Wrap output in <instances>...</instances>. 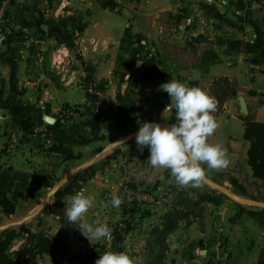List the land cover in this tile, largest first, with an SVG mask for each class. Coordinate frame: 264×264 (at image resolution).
<instances>
[{
    "label": "crops",
    "instance_id": "obj_1",
    "mask_svg": "<svg viewBox=\"0 0 264 264\" xmlns=\"http://www.w3.org/2000/svg\"><path fill=\"white\" fill-rule=\"evenodd\" d=\"M113 1L114 10L103 8L100 0H71L66 8L61 0H15V30L42 43L27 49L16 36L0 44V111L21 140L16 153L0 156V216L36 210L72 168L91 165L53 195L11 252L23 264H91L104 239L94 244L68 223L65 198L81 190L92 194L95 206L88 218L109 225L117 209L111 206L112 195L121 196L133 184L153 188L160 199L143 211L144 230L126 237L137 264H206L219 253L214 238L218 228L231 252L228 264H259L263 208L240 204L204 181L199 187L178 185L170 170L151 166L148 150L141 153L135 138L104 151L137 132L142 122H176L175 109H166L170 97L155 92L130 64L145 47H156L174 65L173 77L216 101L218 128L209 142L222 145L228 163L223 169L202 165L207 179L239 198L264 201V181L249 164L251 142L236 112L244 97L249 114L264 122V10L259 0ZM127 28L132 33L130 51L121 49ZM172 32L177 41L170 38ZM79 34L96 39L99 50L78 58L79 82L69 87L50 65L56 48L73 45ZM33 47L38 55L31 54ZM181 47L183 60L174 56ZM207 49L221 61L204 69L198 63ZM61 105L77 108L79 116L60 123Z\"/></svg>",
    "mask_w": 264,
    "mask_h": 264
},
{
    "label": "clouds",
    "instance_id": "obj_2",
    "mask_svg": "<svg viewBox=\"0 0 264 264\" xmlns=\"http://www.w3.org/2000/svg\"><path fill=\"white\" fill-rule=\"evenodd\" d=\"M160 90L170 97L166 109H175V123L162 126L154 121L140 123L135 136L138 150H148L147 159L153 168L170 170L180 186L199 187L208 169H223L227 166L226 153L221 144L209 142L218 128L214 117L216 101L199 87H191L175 78L162 83ZM111 206L119 207L122 198L113 194ZM65 216L81 234L92 243L111 235L107 224L88 218L95 206V197L81 190L65 198ZM95 264H137L128 251H107Z\"/></svg>",
    "mask_w": 264,
    "mask_h": 264
},
{
    "label": "built area",
    "instance_id": "obj_3",
    "mask_svg": "<svg viewBox=\"0 0 264 264\" xmlns=\"http://www.w3.org/2000/svg\"><path fill=\"white\" fill-rule=\"evenodd\" d=\"M13 1H0V44L13 36L15 27L11 20V12L13 9ZM71 4V0H61V6L66 8ZM260 7L264 10V0H259ZM264 20V18H263ZM22 45L24 48H30L33 44H40V38H32L27 34L23 35ZM99 50V42L94 39H87L80 34L76 37L73 45L61 44L53 53L51 60V71L58 76L61 83L66 86H75L79 82L76 61L80 57H86ZM154 50V49H153ZM154 56L153 53L147 56L146 61ZM43 59V56H40ZM145 61V62H146ZM144 64V63H143ZM146 69L147 67L141 66ZM79 116V111L75 107L59 106L57 109V118L60 123L66 124ZM21 146V140L16 132L12 129L7 119V115L0 111V156H10L17 152ZM122 203L117 207L114 221L109 224L111 235L104 239L103 242L94 250L90 263L95 261L107 251H128L132 254L133 247L126 241L127 235L137 234L144 230L141 214L147 210L149 205H158L160 199L155 195L153 188H142L137 186L131 188L125 186L121 193ZM131 227L128 233L124 232ZM118 234L124 236L123 241L119 242ZM215 246L218 255L211 257L206 264H228L231 252L227 247L226 237L221 228H218L215 234Z\"/></svg>",
    "mask_w": 264,
    "mask_h": 264
},
{
    "label": "trees",
    "instance_id": "obj_4",
    "mask_svg": "<svg viewBox=\"0 0 264 264\" xmlns=\"http://www.w3.org/2000/svg\"><path fill=\"white\" fill-rule=\"evenodd\" d=\"M1 1V0H0ZM103 8H109L114 10L117 6L116 2L113 0H100ZM15 1H13L14 5ZM16 36H21V40L23 41V34L21 32H15L13 36H11L5 43L10 41ZM132 33L129 28L125 30L121 49L124 51H130L132 49L131 46ZM32 55H38L39 52L35 51V47L31 50ZM203 58L198 65H201L202 68L206 69L211 64L219 63L221 61L220 57L215 53L213 49H207L203 52ZM158 58L155 54L150 60L144 62L143 66L147 67L148 73L152 76L158 71L157 64ZM157 61V62H156ZM221 82H226V79L219 80ZM221 98L223 96H220ZM70 107V106H66ZM245 122V138L251 142V146L249 149V164L253 169V173L255 177H258L264 181V122L255 120L251 115L241 116ZM173 122H171L172 124ZM99 152L103 151V148H99ZM131 188H136V185L128 184ZM146 213L142 212L141 218L144 217ZM131 227L124 230V232L128 233ZM19 234L12 227L6 228L0 231V264H23V262L16 257V254L11 252L14 242L18 239ZM118 241L122 242L124 236L122 234H118ZM259 264H264V251L261 253Z\"/></svg>",
    "mask_w": 264,
    "mask_h": 264
},
{
    "label": "rangeland",
    "instance_id": "obj_5",
    "mask_svg": "<svg viewBox=\"0 0 264 264\" xmlns=\"http://www.w3.org/2000/svg\"><path fill=\"white\" fill-rule=\"evenodd\" d=\"M184 31H185V29H184ZM184 31H180V33L182 34ZM170 33V32H169ZM173 34H171L170 35V38H174V40H178L177 38H175V34H174V32H172ZM179 35L180 34H178L177 36L179 37ZM180 40H182L181 38H180ZM177 44H179V41H178V43ZM156 48V47H155ZM154 47H145L144 49H143V54L141 55V57L140 58H137V59H131V65H132V67H135L136 69H138L139 71H138V74H139V78H141V79H143V80H145V81H148V82H151L150 83V86L151 87H153V89L154 90H156L155 92H158L159 94H161V96H165V97H169V95L165 92V91H163V90H160V85L162 84V83H165V82H167V81H169L168 79V77H171L174 73L173 72H171V70H173L175 67H174V65H172V62H170L169 61V57H166L165 55H163L162 56V53H161V50L160 49H155ZM154 49V50H153ZM170 49H172V46L170 45L166 50H164V52L166 53H168L169 51H171ZM183 49V47H181V49L178 51V50H173L174 52H175V57L177 58H179V60H180V58H181V60H183V53L181 52V50ZM150 52L151 53H153L154 54V56H155V54H156V56H157V58H158V64H157V69H158V71H156V73L152 76L151 74H149L147 71H146V69H144V68H142L141 66H143V63L146 61V59H147V56L150 54ZM156 61V62H157ZM122 63H121V66H123L124 65V62L123 61H121ZM120 63V62H119ZM180 64L181 63H177L176 65H179L180 66ZM120 69H121V67H120ZM181 69V68H180ZM177 70V69H176ZM173 77V76H172ZM173 78H175L176 79V77L174 76ZM172 78V79H173ZM153 83V84H152ZM156 83H158L159 85V88H157V87H155V85L154 84H156ZM148 84V83H147ZM156 88V89H155ZM159 90V91H158ZM236 112L237 113H239L240 114V116H248V115H250L249 113L247 114V115H245V114H243V115H241L242 114V112H241V106H240V103H237V106H236ZM127 135H125V136H123V137H126ZM118 146H116V148H117ZM114 148V147H113ZM112 148V149H113ZM69 168V167H68ZM67 168V169H68ZM65 170H66V168H65ZM55 196V195H54ZM54 196L52 197V200H53V198H54ZM46 209V207L43 209V210H45ZM42 210V211H43ZM29 210H28V208H26V209H18L17 211H14V213L11 215V214H9V213H7V214H3V216H0V226H2V225H5V224H7V223H10V222H16V221H19V220H22L23 218H25L26 216H28L29 214H31L32 212H28ZM41 211V212H42ZM40 214V213H39ZM39 214H37L36 215V217H34V218H37V216H39ZM34 218H32V219H30V220H28V221H26V222H24L22 225H20V226H16V227H12L13 229H15L16 230V232L19 234V237H18V239L16 240V241H18V240H20V239H23V238H26V234L30 231V228H31V226L33 225V222L34 221H32ZM15 241V242H16ZM15 242H14V244H15ZM13 244V245H14Z\"/></svg>",
    "mask_w": 264,
    "mask_h": 264
},
{
    "label": "water",
    "instance_id": "obj_6",
    "mask_svg": "<svg viewBox=\"0 0 264 264\" xmlns=\"http://www.w3.org/2000/svg\"><path fill=\"white\" fill-rule=\"evenodd\" d=\"M239 101H240L242 114L247 115L249 113V109H248L247 102H246L245 98L240 97ZM137 132L130 134L124 138L116 140L110 146H107L106 148H104V151L109 150L111 147L120 146L122 144L129 142L131 139L135 138ZM90 165H91V163L88 162V163H83V164H81L75 168H72L61 180L58 181V183L52 188V190L47 195V197L43 200V202L36 208V210H34L31 214H29L28 216H26L22 220H19L16 222H10V223H7L5 225L0 226V231L4 230L6 228H9V227L20 226L24 222L34 218L37 214H39L48 205L52 196L55 193H57L66 183H68L78 171H80L81 169H84ZM203 181L206 182L207 184L211 185L212 187L220 190L226 196L230 197L231 199H233L234 201H236L240 204L252 205V206H256V207H260V208L264 209V201L251 199V198H246V199L239 198L238 196H236L235 194H233L232 192H230L228 189L224 188L223 186H221L215 182L210 181L209 179H207L206 176H205Z\"/></svg>",
    "mask_w": 264,
    "mask_h": 264
}]
</instances>
